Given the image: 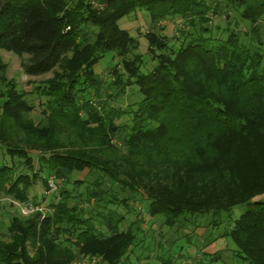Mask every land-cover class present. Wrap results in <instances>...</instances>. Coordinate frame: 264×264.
Wrapping results in <instances>:
<instances>
[{"label":"trees","instance_id":"obj_1","mask_svg":"<svg viewBox=\"0 0 264 264\" xmlns=\"http://www.w3.org/2000/svg\"><path fill=\"white\" fill-rule=\"evenodd\" d=\"M135 12L150 21L149 69L118 26ZM263 36L264 0H0V50L26 56L28 77L52 75L19 90L0 60V198L42 208L3 218L0 264H72L78 255L125 264L147 216L173 226L264 194ZM108 54L116 63L103 80L93 67ZM132 87L140 100L129 111L111 107L108 91L122 98ZM30 95L42 99L37 110ZM49 181L46 211L44 195L29 190L40 182L49 192ZM135 197L145 206L129 210ZM223 236L237 257L264 264V203Z\"/></svg>","mask_w":264,"mask_h":264},{"label":"rangeland","instance_id":"obj_2","mask_svg":"<svg viewBox=\"0 0 264 264\" xmlns=\"http://www.w3.org/2000/svg\"><path fill=\"white\" fill-rule=\"evenodd\" d=\"M225 23L226 20L220 17L214 20L213 25H218L221 29ZM149 25V18L141 12H135V14L121 19L118 22V26L121 29L127 30L128 33L138 41L139 47L136 53L141 55L147 62V69L150 68V64L148 63L149 57L146 54L147 43L143 35L149 30ZM158 26L165 27V31L169 37L171 36V32L173 35L175 34L172 27H170L169 23L166 21H162ZM214 32H216V30H214ZM171 40V45L176 46V42H174L173 39ZM25 59L26 56L20 58L10 52L0 50V60L2 64L5 65L3 76L6 81H12L17 85L19 90L22 88L31 90L32 87L38 86L43 81L51 79V74L41 77L26 76L21 68V64ZM115 63L116 60H112L111 55H105V57L93 67V71L101 76L103 80H107L109 70ZM146 68H141V72L144 73ZM1 90L2 87H0V91ZM108 93L111 95V100L107 101H110L111 107L117 110L122 109L129 111V104L140 100V95L134 87L126 90V95L122 98L115 97L111 90L108 91ZM101 97H106V94L102 93ZM26 101L37 110L36 107L42 102V99L35 95H30L26 98ZM35 110L28 113V117L33 120L36 118ZM121 123L124 125L130 124L127 116L121 117ZM19 169H22V167H19ZM26 173L29 174L28 171H26ZM60 187L61 182H58L57 190L60 189ZM54 190L55 189L51 187L49 192L44 193L42 184L36 182L30 188L29 195L31 198L35 197L37 201L44 195L45 200H43L42 204L47 211L48 204L54 198V193H56ZM114 191L116 192V190ZM133 200L134 201L129 199L127 201L129 210L132 208L142 209V204L145 206V202H142L139 197H135ZM253 203H264V194L257 196L249 202V204L236 205L228 212L217 214L204 212L196 215L185 214L173 226H166L162 217L149 218L147 216L145 224L143 225L145 233L141 232V234L139 230L137 232H135L136 229L134 230V233H136L135 236L137 237V246L133 248V254L127 258L125 264H161L162 261L169 258H175L173 264H248L235 255L236 248L234 244L229 237L223 235L232 228L238 217ZM118 211L124 214L126 210L118 208ZM6 214L25 217L22 216L18 207H10L9 201L5 197L0 198V239L4 241L8 240L6 225L2 223ZM130 218L131 220L134 219V215L125 219L123 223L120 224L119 229L125 226L127 227V221ZM134 228H136V226H134ZM134 228H132V230ZM158 258L161 259V261H159ZM95 262L96 259L92 258L89 260L88 256L78 255L72 264H94Z\"/></svg>","mask_w":264,"mask_h":264},{"label":"built area","instance_id":"obj_3","mask_svg":"<svg viewBox=\"0 0 264 264\" xmlns=\"http://www.w3.org/2000/svg\"><path fill=\"white\" fill-rule=\"evenodd\" d=\"M49 185L52 187L53 185H52V183H51V181H49ZM8 200V199H7ZM9 201V200H8ZM13 206H16V207H18L19 208V210H20V212H21V214H22V216H27V215H29V214H31L32 212H34V211H42V208H26V207H23V206H20V205H18L17 203H14V202H12V201H9Z\"/></svg>","mask_w":264,"mask_h":264},{"label":"water","instance_id":"obj_4","mask_svg":"<svg viewBox=\"0 0 264 264\" xmlns=\"http://www.w3.org/2000/svg\"><path fill=\"white\" fill-rule=\"evenodd\" d=\"M139 1H154V0H139ZM157 1H161V0H157Z\"/></svg>","mask_w":264,"mask_h":264}]
</instances>
